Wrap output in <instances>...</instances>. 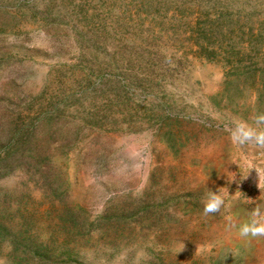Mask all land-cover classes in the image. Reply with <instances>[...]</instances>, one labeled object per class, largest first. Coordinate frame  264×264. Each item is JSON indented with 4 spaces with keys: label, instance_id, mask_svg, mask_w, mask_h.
Listing matches in <instances>:
<instances>
[{
    "label": "rangeland",
    "instance_id": "374dc122",
    "mask_svg": "<svg viewBox=\"0 0 264 264\" xmlns=\"http://www.w3.org/2000/svg\"><path fill=\"white\" fill-rule=\"evenodd\" d=\"M254 221L264 0H0V264H264Z\"/></svg>",
    "mask_w": 264,
    "mask_h": 264
},
{
    "label": "trees",
    "instance_id": "16d2710c",
    "mask_svg": "<svg viewBox=\"0 0 264 264\" xmlns=\"http://www.w3.org/2000/svg\"><path fill=\"white\" fill-rule=\"evenodd\" d=\"M24 136H26V135L24 133H22V135L19 136L18 140L22 141ZM29 142H30V139L28 138L25 141V143H23V144H25V146H26V145H29ZM4 159H6V158H4ZM60 192H61L62 195H67V188L63 189V191L61 190ZM63 201L64 200H62V202ZM77 211L79 213L81 212L79 209H77ZM62 218L64 219L63 223H65V224L67 223L68 226H70L69 223H72L71 227L73 229H75V227H77V225H78L77 218L75 217V212L72 209L67 208L65 210V212L62 214ZM105 218H106L105 216H101V219H105ZM44 249H45V247L40 248V247H37V246H35V247L33 246L32 247V256H36L40 260L44 261V259H43ZM51 263L52 264H82L81 262H77L76 260H73L71 257H66V259H61L60 261H52Z\"/></svg>",
    "mask_w": 264,
    "mask_h": 264
},
{
    "label": "clouds",
    "instance_id": "9594fccd",
    "mask_svg": "<svg viewBox=\"0 0 264 264\" xmlns=\"http://www.w3.org/2000/svg\"><path fill=\"white\" fill-rule=\"evenodd\" d=\"M222 204H223V200L217 194L211 193V195L209 196V198L206 200L204 204L203 211L206 214L217 212L220 209ZM249 234H264V224H258V222L254 221L251 226L243 225L240 229V235L247 236ZM182 248L183 246L181 247V249Z\"/></svg>",
    "mask_w": 264,
    "mask_h": 264
}]
</instances>
